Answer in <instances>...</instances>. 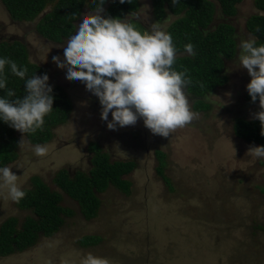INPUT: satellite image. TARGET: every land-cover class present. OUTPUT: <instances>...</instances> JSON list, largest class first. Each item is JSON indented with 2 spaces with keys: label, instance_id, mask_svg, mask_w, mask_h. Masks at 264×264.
Instances as JSON below:
<instances>
[{
  "label": "rangeland",
  "instance_id": "obj_1",
  "mask_svg": "<svg viewBox=\"0 0 264 264\" xmlns=\"http://www.w3.org/2000/svg\"><path fill=\"white\" fill-rule=\"evenodd\" d=\"M136 1L128 13L137 14L135 23L141 30L156 20L168 27L174 19L170 13L157 19L150 0ZM84 12L90 10L83 7ZM255 12L254 0L239 2L233 16L222 15L216 5L213 23L225 21L234 27L235 53L224 62L225 79L197 97L207 107L195 108V98H188L194 118L162 137L152 134L139 118L133 125L108 129L100 119L97 97L83 82L63 75V65L53 61L61 41L43 37L36 20L13 21L0 0V37L23 40L29 59L45 67L50 85H62L72 104L67 120L54 126L52 138L44 143L46 154L34 155L33 143L18 131L17 157L6 163L24 189L33 187L31 178L37 175L59 192V204L71 212L61 214L63 221L52 235L39 233L25 250L0 255V264H81L88 253L109 264H264V158L250 156L247 149L256 144L233 132L237 118L257 119L254 114L260 110L259 101H246L250 77L234 62L238 40L251 35L246 19ZM44 47V58L37 59ZM92 142L111 161L132 159L135 167L124 175L130 181L129 192L109 185L97 193L99 208L88 219L54 177L62 168L71 176L87 172ZM157 157L165 162L169 183L156 171ZM27 215H32L31 209L0 200V222L15 216L20 227ZM85 235L100 239L79 244Z\"/></svg>",
  "mask_w": 264,
  "mask_h": 264
},
{
  "label": "trees",
  "instance_id": "obj_2",
  "mask_svg": "<svg viewBox=\"0 0 264 264\" xmlns=\"http://www.w3.org/2000/svg\"><path fill=\"white\" fill-rule=\"evenodd\" d=\"M10 18L13 21L36 20L38 32L49 41H62V37L72 27L83 7L93 10L96 5L92 0H1ZM242 0H150L152 14L157 19H163L169 13L174 19L167 27L176 45L177 58L173 65L178 71L187 69L189 82L187 90L203 96L225 79L222 74L224 62L235 53L234 27L225 21L213 23L216 5L224 16H233L237 12V4ZM137 3L136 0H104L101 5L104 10L101 14L123 17ZM49 10L44 11L47 7ZM257 12L250 14L246 19L248 32L255 36L258 43H264V0H254ZM260 31L257 32V26ZM191 43L194 54H188L184 45ZM0 56H7L14 60L18 67L24 66L31 75L32 70L39 74L46 71L45 67L29 59L28 50L23 40L2 39L0 37ZM8 77L7 88L14 89L16 95H23V80L11 74L5 66ZM51 107L44 114L43 124L35 132L25 134L27 139L35 143H45L52 138L54 126L65 122L71 111V101L60 84L51 85ZM4 94L0 92V95ZM246 101H252L246 91ZM195 108H204L208 105L195 99ZM264 120L237 118L234 122V134L256 145H264ZM18 130L0 121V165L9 163L17 157L16 146L19 141ZM93 151L87 172L77 171L71 176L66 169L57 171L54 182L73 198L85 218L94 217L100 205L97 193L113 185L129 192L130 181L124 178L135 167L132 159L111 161L109 155L101 150L98 143L92 142ZM158 151V150H156ZM162 153L160 150L158 151ZM158 156V155H156ZM156 171L165 183L169 179L165 176L163 158H158ZM33 187L25 189L24 196L17 202L23 209H31L32 215H27L20 227H17V218L8 216L0 222V255H7L14 251H22L32 246L39 233L50 236L58 230L63 218L62 213L70 210L59 204L60 194L51 190L39 176L31 178ZM100 239L97 235H85L79 240L81 245H91Z\"/></svg>",
  "mask_w": 264,
  "mask_h": 264
},
{
  "label": "clouds",
  "instance_id": "obj_3",
  "mask_svg": "<svg viewBox=\"0 0 264 264\" xmlns=\"http://www.w3.org/2000/svg\"><path fill=\"white\" fill-rule=\"evenodd\" d=\"M92 2L96 7L80 13L58 43L60 54L52 53L53 61L63 65V75L83 82L97 97L100 119L108 129L133 125L139 118L152 134L168 137L175 129L190 123L195 114L186 93L187 69L178 71L173 67L177 49L167 25L156 20L141 30L135 23L136 13L123 17L102 15L104 0ZM260 30L258 25L256 31ZM184 49L194 54L191 43L185 44ZM44 51L45 47L37 59L44 58L41 55ZM237 61L250 77L246 91L252 101L259 99L260 110L254 116L262 121L264 43H258L252 35L240 38L234 62ZM6 65L11 74L23 80V95L18 96L14 89L6 87ZM50 89L46 73L32 70L29 75L26 67H18L14 60L0 56V92L4 93L0 95V121L18 130L21 136L42 126L44 114L52 108ZM30 150L40 156L48 152V146L35 143ZM247 153L264 158V145L250 146ZM12 168L10 164L0 165V200L19 202L25 189ZM81 264L109 262L88 253Z\"/></svg>",
  "mask_w": 264,
  "mask_h": 264
},
{
  "label": "flooded vegetation",
  "instance_id": "obj_4",
  "mask_svg": "<svg viewBox=\"0 0 264 264\" xmlns=\"http://www.w3.org/2000/svg\"><path fill=\"white\" fill-rule=\"evenodd\" d=\"M3 39V38H2ZM186 93H187V95H188V98L189 99H196L197 97H200V95H196V94H194V93H190L188 90H187V88H186ZM69 173V172H68ZM70 174V173H69Z\"/></svg>",
  "mask_w": 264,
  "mask_h": 264
}]
</instances>
